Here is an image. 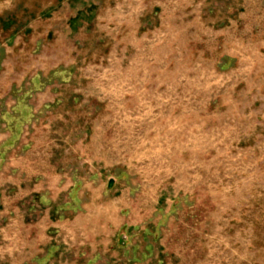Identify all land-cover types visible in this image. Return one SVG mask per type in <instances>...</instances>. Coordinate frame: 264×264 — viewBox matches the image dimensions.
Here are the masks:
<instances>
[{"label": "rangeland", "instance_id": "1", "mask_svg": "<svg viewBox=\"0 0 264 264\" xmlns=\"http://www.w3.org/2000/svg\"><path fill=\"white\" fill-rule=\"evenodd\" d=\"M44 246L264 264V0H0V264Z\"/></svg>", "mask_w": 264, "mask_h": 264}, {"label": "crops", "instance_id": "2", "mask_svg": "<svg viewBox=\"0 0 264 264\" xmlns=\"http://www.w3.org/2000/svg\"><path fill=\"white\" fill-rule=\"evenodd\" d=\"M43 242H44V241H43ZM44 243H45V246H46V245H49L50 242L45 240ZM47 243H48V244H47ZM45 246L41 249V254H39L40 258H41V257H42V258H44V257H45V258L48 257L47 260H49V263H50V264H55L56 258H54V255H53V256H50V255L47 256V252L45 251ZM38 251L40 252V250H38ZM34 256H35V255H34Z\"/></svg>", "mask_w": 264, "mask_h": 264}]
</instances>
